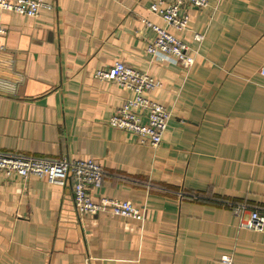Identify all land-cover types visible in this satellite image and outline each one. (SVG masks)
I'll return each instance as SVG.
<instances>
[{
	"label": "crops",
	"instance_id": "0c3cea01",
	"mask_svg": "<svg viewBox=\"0 0 264 264\" xmlns=\"http://www.w3.org/2000/svg\"><path fill=\"white\" fill-rule=\"evenodd\" d=\"M44 2L37 17L0 9V153L94 158L91 196L144 217L81 215L72 180L0 177V264H264V230L232 211L264 213V0L191 8L183 31L152 0ZM143 18L198 49L195 64L150 54ZM117 61L161 82L146 92L172 113L158 146L109 123L134 93L94 72Z\"/></svg>",
	"mask_w": 264,
	"mask_h": 264
},
{
	"label": "built area",
	"instance_id": "2783aa9c",
	"mask_svg": "<svg viewBox=\"0 0 264 264\" xmlns=\"http://www.w3.org/2000/svg\"><path fill=\"white\" fill-rule=\"evenodd\" d=\"M212 0H152L150 10L158 14L167 26L183 31L188 28L191 8H206ZM52 7L44 0H0V9L17 14L37 17L43 7ZM143 21L156 32V37L148 44L147 51L158 58L171 59L185 68H191L196 61V52L187 42L169 31L166 27ZM7 29L0 23V51L6 49L4 37ZM205 34L196 33L194 39L201 43ZM94 76L101 80L116 82L130 89L134 95L117 108L109 119V123L121 130L136 134L141 142H149L158 146L167 130L171 111L164 105L146 96V92L161 87V82L150 74L132 67L125 62L117 61L111 65L98 68ZM146 118V121L144 120ZM19 176L27 180L36 176L50 183L65 186L73 181V199L77 211L81 215H97L107 212L116 216L143 219L144 212L129 200L102 197L95 200L90 189L101 187L104 180V169L94 158H72L64 156L59 160L50 161L39 158L22 157L19 155L0 153V177ZM237 216L249 211L245 226L263 231L264 213L258 209H250L244 204L232 206ZM225 262L232 258L225 256Z\"/></svg>",
	"mask_w": 264,
	"mask_h": 264
},
{
	"label": "trees",
	"instance_id": "16d2710c",
	"mask_svg": "<svg viewBox=\"0 0 264 264\" xmlns=\"http://www.w3.org/2000/svg\"><path fill=\"white\" fill-rule=\"evenodd\" d=\"M237 203H238V202H237ZM237 203H235V204H232V203H231V204H232V206H234V205H236Z\"/></svg>",
	"mask_w": 264,
	"mask_h": 264
}]
</instances>
